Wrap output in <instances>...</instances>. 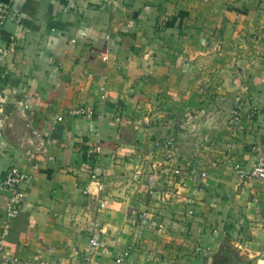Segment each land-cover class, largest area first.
Here are the masks:
<instances>
[{"label":"crops","instance_id":"obj_1","mask_svg":"<svg viewBox=\"0 0 264 264\" xmlns=\"http://www.w3.org/2000/svg\"><path fill=\"white\" fill-rule=\"evenodd\" d=\"M0 2L1 264H264V0Z\"/></svg>","mask_w":264,"mask_h":264},{"label":"built area","instance_id":"obj_2","mask_svg":"<svg viewBox=\"0 0 264 264\" xmlns=\"http://www.w3.org/2000/svg\"><path fill=\"white\" fill-rule=\"evenodd\" d=\"M8 7L6 4L0 2V25H3L8 19ZM73 114L84 113L83 108H78L72 110ZM169 144V140L166 141ZM165 142V143H166ZM166 144V145H167ZM99 149V146H97ZM236 174L240 180H253L260 179L264 180V153L258 157V159L250 167H238L236 168ZM29 181V176L22 172L17 166L13 165L6 170L5 177L2 180V186L10 192V196L5 205V211L7 218H13L20 212L21 206V186ZM8 229V224H5L4 229L0 233V264L5 262L7 258L5 257V235ZM97 244L96 239L91 240V245L95 246ZM120 262V259H116ZM43 264H52L49 262H44ZM82 264H89L88 258Z\"/></svg>","mask_w":264,"mask_h":264},{"label":"rangeland","instance_id":"obj_3","mask_svg":"<svg viewBox=\"0 0 264 264\" xmlns=\"http://www.w3.org/2000/svg\"><path fill=\"white\" fill-rule=\"evenodd\" d=\"M168 140H169V144H167V142H166V141H168ZM165 142H166V143H165ZM166 144H167V145H166ZM160 145H161V148H162V149H164V150H165V149H169V150H170L171 147H172V140H171V139H166L165 141H162Z\"/></svg>","mask_w":264,"mask_h":264}]
</instances>
